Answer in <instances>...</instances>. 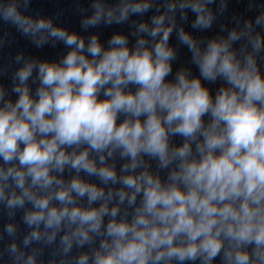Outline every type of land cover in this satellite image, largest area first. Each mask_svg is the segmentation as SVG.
I'll return each mask as SVG.
<instances>
[{"label":"clouds","instance_id":"obj_1","mask_svg":"<svg viewBox=\"0 0 264 264\" xmlns=\"http://www.w3.org/2000/svg\"><path fill=\"white\" fill-rule=\"evenodd\" d=\"M231 2L0 0L62 49L0 63V264H264V0Z\"/></svg>","mask_w":264,"mask_h":264}]
</instances>
